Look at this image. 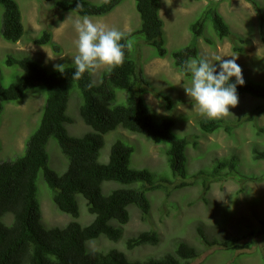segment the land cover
Here are the masks:
<instances>
[{
  "label": "trees",
  "instance_id": "1",
  "mask_svg": "<svg viewBox=\"0 0 264 264\" xmlns=\"http://www.w3.org/2000/svg\"><path fill=\"white\" fill-rule=\"evenodd\" d=\"M123 1L125 0H106L101 4H93L83 0V11L75 10L78 0L58 1L54 5L62 12L91 17L106 15ZM133 1L139 15L140 27L125 34L120 41L125 45L124 63L111 71L108 68L104 70L98 83L93 82L89 71L83 74L82 79L73 80L71 76L74 65L67 66L66 71L60 73L48 71L26 55H7L3 60L6 67L16 66L20 71L7 86L0 82V116L5 103L20 101L25 92L35 87H43L46 98L39 126L25 141L23 153L12 161L0 162V264H189L199 256V251L183 240L174 241L172 251L159 257L147 256L138 260L128 259L124 252L117 249L103 252L104 250L87 248L89 241L101 235L112 242L119 241L123 234L122 227L130 218L129 206L135 207L141 218L149 213L148 193L162 190L168 195L164 183L171 181L165 178L158 180L147 169L130 168L133 148L119 140L111 145L108 161L99 162L103 135L117 128L141 134L158 144H165L167 167L174 178L181 180L174 189L187 186V179L199 178L204 195L209 190L211 181L232 177L242 184L246 180L261 181L264 178L239 174V160L235 154L216 158L209 171L199 170L196 174L188 175L186 151L189 146L195 148L197 142H190L188 138L175 134V122L170 117L160 120L155 118L143 97L147 81L142 66L130 54L129 40L140 35L144 43L154 50L156 57L166 56L163 22L159 17L160 4L158 0ZM244 1L254 5L253 0ZM0 7V37L15 44L24 34L19 7L15 0H0ZM255 8H258L256 4ZM205 9L203 14L211 18L218 40L233 36L214 4L210 3ZM203 18L190 26L194 43L171 54L172 66L186 77L191 74L184 73L181 64L185 60L199 58L196 39L203 37L208 45H214L203 36ZM259 20V34L264 43L263 16L260 13ZM233 38L235 43L242 45L245 42L238 35ZM27 40L36 46H49L55 54L61 52V47L52 41L50 26L35 38L27 37ZM232 51L241 54L243 47L233 45ZM243 79L244 85H237L238 95L246 94L264 100V87ZM230 82L234 83L235 79H230ZM90 83L93 84L91 88L87 87ZM75 87L81 98L79 116L92 130L79 138L71 137L66 130V125L72 122L66 112ZM118 90L125 94V99L114 104ZM163 99L166 101V108L170 109V99L166 96ZM255 111L264 112V107L257 106ZM198 127L205 134H213L221 129L230 134L231 129L221 119H201ZM51 138L67 161L66 169L61 175L49 166L46 146ZM251 155L253 161H264V150L253 148ZM39 175L50 190L51 200L58 211L73 219L64 227H47L41 221L36 185ZM104 182H114L118 186L104 193ZM78 195L85 200L87 211L94 216L93 221L85 226L76 221ZM260 223L264 231V220ZM197 234L199 241L209 248L219 246L234 253L250 247L239 243L243 237L220 241L206 236L201 227H197ZM158 243V234L147 230L126 239L124 245L131 251L140 246H156Z\"/></svg>",
  "mask_w": 264,
  "mask_h": 264
},
{
  "label": "rangeland",
  "instance_id": "2",
  "mask_svg": "<svg viewBox=\"0 0 264 264\" xmlns=\"http://www.w3.org/2000/svg\"><path fill=\"white\" fill-rule=\"evenodd\" d=\"M15 1L22 16L24 34L16 44L8 43L0 37V82L7 86L20 71L16 66L6 67L3 64L7 55H26L50 72L56 71L53 67L55 64L73 65V58L77 54V33L73 21L78 15L57 10L54 3L63 0ZM86 1L101 4L106 0ZM158 1L166 41V56L156 57L154 50L144 44L140 35H135L129 40L130 54L135 62L140 63L147 78L148 86L144 100L155 118L160 120L170 117L175 122V134L187 137L190 142H197L195 148L189 146L186 151L188 175L196 174L199 170L209 171L216 158L235 154L239 160V174L264 177V161H253L251 155L253 148L264 150V112L260 114L255 111L257 106L264 107V100L250 95H238V105L229 108L232 115L219 118L231 128L230 134L223 129L213 134H205L199 129L197 122L207 117L199 112L195 100L187 96L184 90L191 86V76L184 77L171 65L173 52L194 43L190 32L191 24L204 17V37L210 39L214 45H208L203 37L197 38L195 45L199 56L208 57L218 65L215 57L231 59L230 56L237 55L236 63L242 68L243 77L264 86V43L259 34V13L263 16L264 28V0H253L254 5L244 0ZM210 3L214 4L223 16L232 35L240 36L245 40L244 44L235 43L233 36L218 40L211 18L203 14L205 7ZM255 4L258 8H255ZM68 16L70 19L66 20ZM1 17L0 7V20ZM90 19L109 28L115 27L124 34L132 33L140 27L133 0H125L110 13L91 16ZM49 26L52 41L61 47L58 54L49 46H36L27 40V37L35 38ZM233 45L243 47V53H234ZM106 68L107 66H102L95 71H89L94 83L100 81L101 72ZM165 95L170 98V109L166 108V101L158 98ZM45 98V90L39 86L25 92L20 101L4 104L0 116V162L12 161L23 153L25 141L39 126ZM124 99L125 94L118 90L114 104L121 103ZM79 104L81 105V98L79 90L75 87L71 92L66 112L72 120L66 125L67 133L75 138L92 132L79 116ZM117 140L133 148L130 168L147 169L154 173L158 180L165 178L171 181L164 183L168 195L162 190L148 193L149 213L141 218L140 212L129 206L130 219L122 227L123 234L119 241L112 242L101 235L89 241L87 248L104 250L103 252L117 249L124 252L128 259L138 260L147 256L159 257L172 251L174 241L183 240L200 253L189 264H264V231L260 223L264 220V178L261 181L246 180L242 184L232 177L211 181L209 190L204 195L199 178L187 179V186L174 189L181 180L174 178L167 167L165 144H158L141 134L117 128L103 135L99 162L108 161L110 147ZM46 151L49 154V166L61 175L66 169L67 161L52 138L47 143ZM36 185L42 223L47 227H64L72 220L71 216L58 211L41 175L38 176ZM117 186L114 182H104L103 192ZM76 200V221L82 226L88 225L94 216L87 211L86 202L80 195L76 196ZM197 227H201L206 236L215 237L220 241L243 237L239 243L250 247L234 253L219 246L209 248L199 241ZM147 230L158 234V245L140 246L131 251L125 248L126 239Z\"/></svg>",
  "mask_w": 264,
  "mask_h": 264
},
{
  "label": "clouds",
  "instance_id": "3",
  "mask_svg": "<svg viewBox=\"0 0 264 264\" xmlns=\"http://www.w3.org/2000/svg\"><path fill=\"white\" fill-rule=\"evenodd\" d=\"M75 10L83 11V0H78ZM68 19H70L69 16L66 20ZM73 26L75 32L77 33V39L75 40L77 54L74 56L72 61L74 65V73L72 74L71 78L73 80L82 79L83 74L87 71H95L102 66H107L108 70L111 71L112 68L120 66L124 63L125 45L120 43V41L124 38V35L128 33L124 34L115 27L109 28L104 24L94 23L87 15L82 17L77 16L73 21ZM230 57L231 59L215 57V61L219 62L218 65L205 56H199V58L185 60L181 64V70L184 73L191 74V86L184 88L185 93L187 96L195 100L199 112L207 117L201 119H219L232 115L229 111V108H234L239 103L237 85L242 86L244 85L245 81L243 79L244 77L242 74V68L236 63L238 58L237 55ZM53 67L54 70L64 73L67 66L64 63H61L55 64ZM145 79L147 81L146 76ZM230 79H235V82H230ZM248 80L252 81L251 79ZM92 86L93 84L91 83L87 85L89 88ZM163 97L164 96H159L158 98L163 99ZM258 113L261 114L263 112Z\"/></svg>",
  "mask_w": 264,
  "mask_h": 264
}]
</instances>
